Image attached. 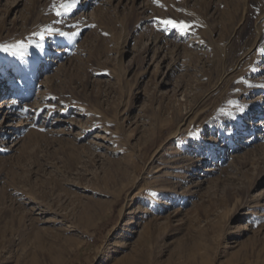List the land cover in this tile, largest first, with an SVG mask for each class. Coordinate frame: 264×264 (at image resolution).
<instances>
[{"label":"rangeland","instance_id":"374dc122","mask_svg":"<svg viewBox=\"0 0 264 264\" xmlns=\"http://www.w3.org/2000/svg\"><path fill=\"white\" fill-rule=\"evenodd\" d=\"M0 264H264V0H0Z\"/></svg>","mask_w":264,"mask_h":264},{"label":"snow or ice","instance_id":"6c2138e0","mask_svg":"<svg viewBox=\"0 0 264 264\" xmlns=\"http://www.w3.org/2000/svg\"><path fill=\"white\" fill-rule=\"evenodd\" d=\"M155 2V0H154ZM68 6H65V8H67ZM57 15H60L59 12H57ZM158 23H161L163 25L169 26L172 30H175L177 32H179V34L181 36H188V35H195V33L191 32L190 29L195 27V25L189 24L186 21H182V20H176V19H165V20H159ZM165 31H167V28L164 29ZM62 36H67V33H59ZM40 38L41 40H43L45 37L43 35V33L40 34ZM40 47H43V45H41ZM4 51H7V49H3ZM15 103V101L13 102ZM22 110L25 114L29 113L30 111L32 112L33 115H35V111L34 110H30L28 108H23ZM41 112H43L44 110L41 109L39 110ZM153 195H157L156 193H153Z\"/></svg>","mask_w":264,"mask_h":264}]
</instances>
